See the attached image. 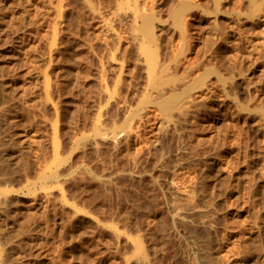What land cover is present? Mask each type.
<instances>
[{
  "label": "rangeland",
  "instance_id": "obj_1",
  "mask_svg": "<svg viewBox=\"0 0 264 264\" xmlns=\"http://www.w3.org/2000/svg\"><path fill=\"white\" fill-rule=\"evenodd\" d=\"M23 1L0 0V264H264V0H138L193 87L169 115L133 1Z\"/></svg>",
  "mask_w": 264,
  "mask_h": 264
},
{
  "label": "bare ground",
  "instance_id": "obj_2",
  "mask_svg": "<svg viewBox=\"0 0 264 264\" xmlns=\"http://www.w3.org/2000/svg\"><path fill=\"white\" fill-rule=\"evenodd\" d=\"M131 1L134 2L133 3L134 18L132 21L133 22V30L135 33L134 34V40L138 46V49H139L141 55L144 57V60H145L146 66H147L146 69H147V75H148L147 76L148 77V79H147V82H148L147 85L148 86H147L146 93H148L147 94L148 96L145 99L147 101H151L152 103L157 104L158 106H160L164 110V112L167 115H169V114H171L170 113L171 110L173 108L177 107L182 102L185 95L186 96H188V94L190 95V91H192L191 89L193 87H191V85L187 84V85H185V88L183 89V92L181 93V92H179V90H178L179 87L176 83L177 77H175V76H173V78L168 77L167 70L169 69V67L161 63V58L159 56L160 50H159V45H157L156 40H155V31H154V25L152 22V19H153L152 13H148L146 11L141 10L138 0H125V1H123V3H120V9L125 11L121 15V17L125 16L127 14L126 8L128 7V5H130ZM181 1H185V0H181ZM220 1L221 0H216L218 5L215 4L216 5L215 7L218 6L217 7L218 9H219V5L221 6ZM254 1H256V0H254ZM22 2H24V1L22 0ZM27 2H28V0H27ZM256 3H258V2L256 1ZM29 4H31V3H29ZM188 5L189 4L186 2L181 3L180 7H178L174 11L176 27L180 29V30L178 29V31L182 32V33L181 32L180 33L183 36V38H187L186 33L188 30L187 29L188 25L184 21L185 18L183 15H184V12L188 10V9H185ZM17 6H16V8H17ZM253 6H254V4H253ZM6 7H5V9H6ZM258 7H260V5L257 6L255 9L257 10ZM18 8H19V6H18ZM218 9H217V11H219ZM259 9L260 8H258V10ZM9 10L11 11V8ZM10 11L6 10V12H10ZM202 11H204V10H202ZM255 12L260 13V11H255ZM3 13H5V11ZM260 14L257 15V13H256L257 16H260ZM22 17L25 18L23 16V14H22ZM259 18L261 20H263L262 19L263 17L260 16ZM4 20H5V18H4ZM6 20H8V19H6ZM187 35H188V33H187ZM184 41H186V39H184ZM183 80H184V78H183ZM153 92H155V95L152 94ZM186 96H185V98H186ZM187 98H189V96ZM262 112H264V111H262ZM261 114L263 115L264 113H261ZM138 246L140 248L141 245H138ZM0 250H1V248H0ZM140 250H141V252H143L142 248H140ZM142 255L144 256V254H142ZM142 255H140V256H142ZM1 258H2V252L0 255V260H1Z\"/></svg>",
  "mask_w": 264,
  "mask_h": 264
}]
</instances>
